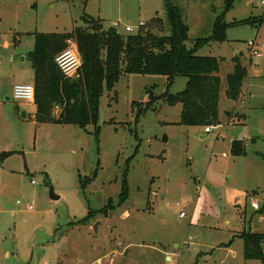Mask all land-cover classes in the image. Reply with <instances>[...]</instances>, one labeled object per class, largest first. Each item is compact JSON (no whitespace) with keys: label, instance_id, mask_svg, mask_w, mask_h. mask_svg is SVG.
Returning a JSON list of instances; mask_svg holds the SVG:
<instances>
[{"label":"rangeland","instance_id":"rangeland-1","mask_svg":"<svg viewBox=\"0 0 264 264\" xmlns=\"http://www.w3.org/2000/svg\"><path fill=\"white\" fill-rule=\"evenodd\" d=\"M171 1L186 10L192 39L210 35L225 10V0ZM87 15L127 35L166 13L163 0H0V264H264L245 258L240 237L264 232L252 204L264 206V23L245 22L264 16L260 0H236L226 40L199 52L221 64V124L208 133L180 123V103L158 98L136 122L133 101L144 107L149 90L166 91L156 74H123L104 90L99 140L95 125L37 123L35 104L13 97L16 84L34 82L35 33L88 27ZM235 57L248 70L241 99L251 92L239 105L226 96ZM186 81L178 77L170 91ZM228 110L246 117L232 120ZM236 140L244 155L232 154ZM94 174L84 191L80 178Z\"/></svg>","mask_w":264,"mask_h":264},{"label":"trees","instance_id":"trees-1","mask_svg":"<svg viewBox=\"0 0 264 264\" xmlns=\"http://www.w3.org/2000/svg\"><path fill=\"white\" fill-rule=\"evenodd\" d=\"M235 2L225 0V10L217 15L211 34L194 39L189 36L186 10L171 0H163L165 17L155 16L148 27L141 30L143 26L134 34L123 35L115 27L105 29L103 22L91 15L84 17L88 27L76 26L67 32L35 33V49L30 56L34 68L35 121L39 124H73L81 128L95 125V136L99 140V106L104 90H112L123 74H156L166 76V91L155 95L149 90V101L144 107L133 101L136 122L151 109L149 103L158 98L168 105H182L180 123L184 125L206 128L221 124L220 59L199 52L213 42L226 40L230 25L226 13ZM245 22L261 26L264 16L252 17ZM70 41L76 44L81 58V67L74 77H67L56 61L70 46ZM234 61V70L227 77L226 96L237 100L248 70L239 57ZM178 77H185L187 81L184 89L173 93L170 88ZM227 115L230 117V111ZM245 147L243 140L234 141L232 154L244 155ZM94 177L95 174L80 178L84 191ZM127 197L125 178L119 204ZM258 212L264 213V206ZM93 213L90 210L80 223L86 224ZM240 237L244 241L245 258L264 262V232H242Z\"/></svg>","mask_w":264,"mask_h":264},{"label":"built area","instance_id":"built-area-1","mask_svg":"<svg viewBox=\"0 0 264 264\" xmlns=\"http://www.w3.org/2000/svg\"><path fill=\"white\" fill-rule=\"evenodd\" d=\"M261 5L264 6V0H260ZM145 22L141 21L138 28L145 26ZM126 32H133L134 28L132 26L126 27ZM249 48L251 49L252 56H258L261 57L263 55V52L261 51L258 44H256L255 41H249L248 43ZM56 61L61 68V70L64 72V74L67 77H73L76 75L78 70L81 67V58L79 55V52L77 50V46L75 44V47L69 46L67 49H65L57 58ZM13 97L15 100H27L29 102H34L35 100V87L31 84H16L14 86L13 91ZM212 127H206L205 132H210ZM34 183V182H33ZM259 208L257 203H252ZM182 213L181 215H183Z\"/></svg>","mask_w":264,"mask_h":264},{"label":"crops","instance_id":"crops-1","mask_svg":"<svg viewBox=\"0 0 264 264\" xmlns=\"http://www.w3.org/2000/svg\"><path fill=\"white\" fill-rule=\"evenodd\" d=\"M174 3V2H173ZM177 5V4H176ZM179 6V5H178ZM101 19V18H100ZM101 20H103V19H101ZM141 22V21H140ZM215 22V21H214ZM140 24V23H139ZM112 26V25H111ZM129 26V25H128ZM213 26H214V24H213ZM127 27V26H126ZM126 27H125V29H126ZM190 27V26H189ZM213 30V29H212ZM75 45V44H74ZM19 84H31V85H33V83H19ZM242 93H243V89H242ZM241 93V94H242ZM250 91L248 92V93H246V94H244V96H243V99H241V95L239 96V98L236 100L237 102H238V104L237 105H239V103H240V101H242V102H245L246 101V98H248L249 97V95H250ZM245 98V99H244ZM34 103V102H33ZM239 106H237L236 108H238ZM235 109V108H234ZM228 111H230V110H228ZM238 114V112L236 113L235 112V110H232V111H230V115H232V117L230 118V119H232V120H236V118H238L239 116H240V119H244L246 116L245 115H237ZM238 116V117H237ZM239 119V118H238ZM202 137H204V135L202 136ZM252 203H257L258 205L260 204V202L258 201V200H253L252 201ZM263 206L260 204V206H259V208L257 209V210H260L261 208H262ZM262 220L264 219V215H262L261 217H260ZM167 259L170 261L171 260V255H167Z\"/></svg>","mask_w":264,"mask_h":264},{"label":"water","instance_id":"water-1","mask_svg":"<svg viewBox=\"0 0 264 264\" xmlns=\"http://www.w3.org/2000/svg\"><path fill=\"white\" fill-rule=\"evenodd\" d=\"M23 116H25V112L23 113ZM51 197H52V199H59L60 198V196L56 195L53 190H51Z\"/></svg>","mask_w":264,"mask_h":264}]
</instances>
